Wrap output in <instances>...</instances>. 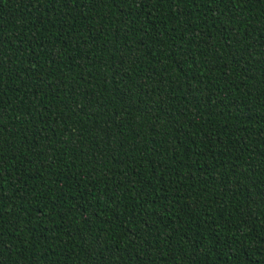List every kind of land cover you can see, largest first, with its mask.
Segmentation results:
<instances>
[{"label": "trees", "instance_id": "1", "mask_svg": "<svg viewBox=\"0 0 264 264\" xmlns=\"http://www.w3.org/2000/svg\"><path fill=\"white\" fill-rule=\"evenodd\" d=\"M0 264H264V0H0Z\"/></svg>", "mask_w": 264, "mask_h": 264}]
</instances>
